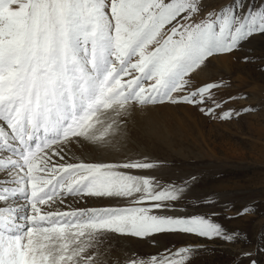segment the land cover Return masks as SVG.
I'll return each instance as SVG.
<instances>
[{
  "label": "snow or ice",
  "instance_id": "1",
  "mask_svg": "<svg viewBox=\"0 0 264 264\" xmlns=\"http://www.w3.org/2000/svg\"><path fill=\"white\" fill-rule=\"evenodd\" d=\"M241 6L0 0V264H109L117 237L233 241L206 215H168L187 182L164 186L140 174L154 163L75 160L66 148L120 151L135 112L149 106L185 104L221 120L238 115L218 113L233 99L216 98L222 82L196 86L191 75L264 35V8L240 15ZM69 197L124 203L71 208ZM193 252L184 247L126 264H187Z\"/></svg>",
  "mask_w": 264,
  "mask_h": 264
},
{
  "label": "rangeland",
  "instance_id": "2",
  "mask_svg": "<svg viewBox=\"0 0 264 264\" xmlns=\"http://www.w3.org/2000/svg\"><path fill=\"white\" fill-rule=\"evenodd\" d=\"M223 2L209 0L215 5ZM261 8L264 0H242L236 11L247 15ZM191 80L196 86L222 82L225 87L215 92L216 98L233 99L218 113L232 109L239 114L221 120L185 104L149 106L135 112L130 136L120 151L101 153L87 145L71 144L66 152L75 160L120 162L131 157L154 163L155 168L140 174L155 177L164 186L187 182L184 198L168 215H206L234 239L226 242L186 234L117 237L109 264L147 260L184 247L194 250L187 264H251L252 260L264 264V35H254L231 54L210 58ZM243 108L252 111L243 112ZM123 203L67 200L71 208Z\"/></svg>",
  "mask_w": 264,
  "mask_h": 264
}]
</instances>
